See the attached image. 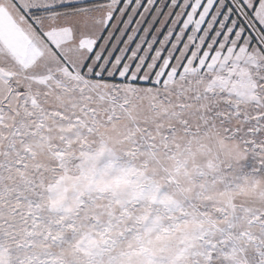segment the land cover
<instances>
[{
    "label": "snow or ice",
    "instance_id": "6c2138e0",
    "mask_svg": "<svg viewBox=\"0 0 264 264\" xmlns=\"http://www.w3.org/2000/svg\"><path fill=\"white\" fill-rule=\"evenodd\" d=\"M0 264H264V0H0Z\"/></svg>",
    "mask_w": 264,
    "mask_h": 264
}]
</instances>
